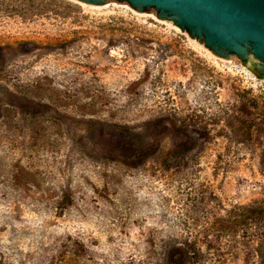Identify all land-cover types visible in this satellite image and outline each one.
Masks as SVG:
<instances>
[{
  "label": "rangeland",
  "instance_id": "374dc122",
  "mask_svg": "<svg viewBox=\"0 0 264 264\" xmlns=\"http://www.w3.org/2000/svg\"><path fill=\"white\" fill-rule=\"evenodd\" d=\"M264 74L150 11L0 0V264H264Z\"/></svg>",
  "mask_w": 264,
  "mask_h": 264
},
{
  "label": "water",
  "instance_id": "95a60500",
  "mask_svg": "<svg viewBox=\"0 0 264 264\" xmlns=\"http://www.w3.org/2000/svg\"><path fill=\"white\" fill-rule=\"evenodd\" d=\"M91 6L119 4L150 11L174 23L220 57L242 60L264 74V0H74Z\"/></svg>",
  "mask_w": 264,
  "mask_h": 264
},
{
  "label": "trees",
  "instance_id": "16d2710c",
  "mask_svg": "<svg viewBox=\"0 0 264 264\" xmlns=\"http://www.w3.org/2000/svg\"><path fill=\"white\" fill-rule=\"evenodd\" d=\"M253 216H256L257 214L258 215H264V210L262 208H256L253 209L252 213H251Z\"/></svg>",
  "mask_w": 264,
  "mask_h": 264
},
{
  "label": "bare ground",
  "instance_id": "6f19581e",
  "mask_svg": "<svg viewBox=\"0 0 264 264\" xmlns=\"http://www.w3.org/2000/svg\"><path fill=\"white\" fill-rule=\"evenodd\" d=\"M85 5H87V4H85ZM94 7H98V6H94Z\"/></svg>",
  "mask_w": 264,
  "mask_h": 264
}]
</instances>
